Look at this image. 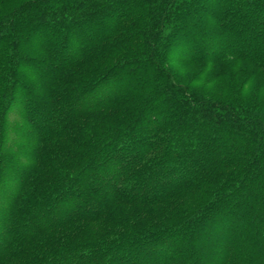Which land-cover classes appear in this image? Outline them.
Returning a JSON list of instances; mask_svg holds the SVG:
<instances>
[{"label":"trees","instance_id":"obj_1","mask_svg":"<svg viewBox=\"0 0 264 264\" xmlns=\"http://www.w3.org/2000/svg\"><path fill=\"white\" fill-rule=\"evenodd\" d=\"M0 80V264H264V0H20Z\"/></svg>","mask_w":264,"mask_h":264},{"label":"rangeland","instance_id":"obj_2","mask_svg":"<svg viewBox=\"0 0 264 264\" xmlns=\"http://www.w3.org/2000/svg\"><path fill=\"white\" fill-rule=\"evenodd\" d=\"M20 0H0V15H3L7 12L8 9H11L12 7H14L15 5L18 4ZM21 71H19V75L21 76V79L17 82L14 83V93L12 95V99H11V103L9 104V106H7L8 108V112L5 114L6 120H5V130H7V141L5 144V148H6V152L8 157V160L13 159L14 157V152L17 151V146L18 142H19V137L21 136L20 134L23 133V129L22 130H18V128H20L22 120H21V111L17 108V105L20 100V93L22 94L23 89L21 87L22 84H24V82L26 81H31L33 84L39 85V83H41V81L43 82L44 80H42L41 78H37L36 76H34L35 71L37 68H40L36 65H32V64H25L22 63V65H20ZM195 67H190L187 69H180V71L184 74V78L186 76L191 75L193 73L197 74V72H194ZM185 72V73H184ZM34 76V78H33ZM238 77V75H237ZM39 80V81H38ZM41 80V81H40ZM236 80V78H235ZM3 80H0V91L3 89V86H1V82ZM239 82V80H236ZM236 82V83H238ZM31 83H27L26 85H29ZM219 85V84H218ZM217 85V86H218ZM216 86V87H217ZM247 83L245 84L244 88H247ZM210 89L211 86H209ZM215 88V87H213ZM218 90H224L225 86L223 84L219 85ZM250 89V88H249ZM21 90V91H20ZM23 96V95H21ZM19 98V99H18ZM24 126V125H23ZM25 127V126H24ZM19 134V136H18ZM24 155H22V158ZM19 157H21V153L19 155ZM64 159H61V162L59 163V172H66L67 173V179H74V174L77 173L79 171L80 168V148H75L74 152H69L66 154V156L63 157ZM18 168V165H14L11 168H6L5 170H3L4 172V176H6V180L3 181V183L0 185V214L4 211V203L10 199L11 197V190L13 189L16 181L14 180H9L8 178H10V175H14L16 174L15 170ZM15 171V172H14ZM66 182V180H65ZM72 182V181H71ZM10 191V192H9Z\"/></svg>","mask_w":264,"mask_h":264}]
</instances>
